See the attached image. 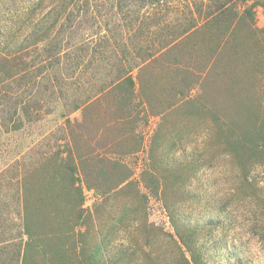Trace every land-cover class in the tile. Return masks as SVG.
Wrapping results in <instances>:
<instances>
[{"label":"trees","instance_id":"1","mask_svg":"<svg viewBox=\"0 0 264 264\" xmlns=\"http://www.w3.org/2000/svg\"><path fill=\"white\" fill-rule=\"evenodd\" d=\"M258 8L264 0H39L1 23L0 264H213L194 233L217 223L193 224L176 204L198 203L202 167L251 183L264 163ZM143 187L173 234L150 221ZM121 232L127 248L114 245ZM161 233L171 257L153 244Z\"/></svg>","mask_w":264,"mask_h":264},{"label":"rangeland","instance_id":"2","mask_svg":"<svg viewBox=\"0 0 264 264\" xmlns=\"http://www.w3.org/2000/svg\"><path fill=\"white\" fill-rule=\"evenodd\" d=\"M38 1L39 0H0V24L2 23V25H4L1 27L10 24V21L7 20L16 19L17 16L19 17L27 13ZM256 14L258 26L264 29L263 9L258 8ZM157 122L158 120L156 119L151 120L147 129L148 137L157 126ZM36 135L37 134L31 133V135H23L14 138L11 144L16 142L23 144L28 143L29 140ZM129 159L133 164L144 163L145 161L143 155ZM250 177L251 183H244L241 180L239 181V179L231 173L219 172L205 166L197 170L196 176L193 178L192 183L194 190L199 193L198 203L204 202L206 198V203L211 206L210 210L213 212L217 210L215 207L223 206L222 209L218 210L216 215H206L201 218L206 219L209 217L214 219L217 224L215 226H210L211 228L220 227L226 232L230 229H235L237 237L245 238L239 244L230 242L227 237L223 239L209 238L207 241L203 242L208 248V254L212 256L213 264H239L240 262L237 258L242 259V264H264V194L257 193L255 180L251 175ZM234 188L240 194L239 197L230 196ZM143 190L149 195L148 214L150 221L163 228L166 232L173 234L174 229L162 202L153 196L146 188ZM217 191H222L227 198L223 203L215 198V193ZM200 193H202L205 198ZM85 194V208L92 210L99 199L93 191L86 190ZM229 205L231 211H226L225 207ZM229 250H231L234 255L232 262L228 259Z\"/></svg>","mask_w":264,"mask_h":264},{"label":"clouds","instance_id":"3","mask_svg":"<svg viewBox=\"0 0 264 264\" xmlns=\"http://www.w3.org/2000/svg\"><path fill=\"white\" fill-rule=\"evenodd\" d=\"M212 128L210 122L205 125L204 129V134H203V139L204 141H208L212 138ZM204 143H200L197 145V148L200 152H203L204 150ZM194 149L188 148L187 151L189 154L193 151ZM176 158H183L185 155V150L184 149H178L177 152L175 153ZM228 159H231L230 154H225ZM238 171V169H237ZM250 175L254 178L255 180V187L256 191L259 194H264V163H256L251 172ZM191 191L193 189H190ZM204 198L205 196L200 193ZM215 198L219 200L221 203H223L227 198L225 197L224 193L222 191H217L215 193ZM134 203V201L131 198L127 199V205L131 206ZM203 206V207H201ZM176 208H178L181 212H183L186 216H188L193 224H196L199 222L200 218L202 216L206 215H216L218 210L217 209L215 212L211 211L210 208L211 206L206 203V198L204 199V202L197 203L189 199H183L177 202ZM226 211H231L230 205L228 207H225ZM195 236L200 240L201 243L207 241L209 238L213 239H223L227 237V239L230 242L234 243H241L244 237H237L236 235V230L235 229H230L227 232L220 227L216 228H211V227H199L197 231L194 233ZM153 244L154 246L161 252L166 254L167 256L171 257L174 255V248L168 241V238L164 234H157L153 238ZM114 245L116 247H124L127 248L128 244L126 240L124 239V234L117 233L115 240H114ZM138 264H144L143 259L138 261Z\"/></svg>","mask_w":264,"mask_h":264}]
</instances>
